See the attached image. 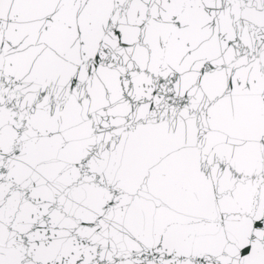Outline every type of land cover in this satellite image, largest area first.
<instances>
[{"label": "snow or ice", "instance_id": "1", "mask_svg": "<svg viewBox=\"0 0 264 264\" xmlns=\"http://www.w3.org/2000/svg\"><path fill=\"white\" fill-rule=\"evenodd\" d=\"M0 264H264V0H0Z\"/></svg>", "mask_w": 264, "mask_h": 264}]
</instances>
